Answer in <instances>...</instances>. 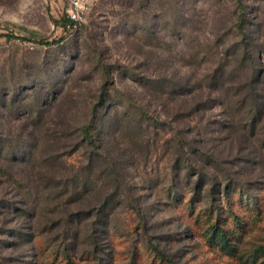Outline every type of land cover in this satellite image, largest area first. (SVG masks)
I'll use <instances>...</instances> for the list:
<instances>
[{"label": "rangeland", "instance_id": "rangeland-1", "mask_svg": "<svg viewBox=\"0 0 264 264\" xmlns=\"http://www.w3.org/2000/svg\"><path fill=\"white\" fill-rule=\"evenodd\" d=\"M69 8L0 0V264H240L209 224L264 243V0Z\"/></svg>", "mask_w": 264, "mask_h": 264}, {"label": "trees", "instance_id": "trees-1", "mask_svg": "<svg viewBox=\"0 0 264 264\" xmlns=\"http://www.w3.org/2000/svg\"><path fill=\"white\" fill-rule=\"evenodd\" d=\"M63 17L64 18H62V21L54 20V25L55 26L60 25L65 35L74 32L75 30H70L69 28L66 27L69 23V20L66 17V15ZM242 19L243 16L241 14L238 17L239 25L242 22ZM7 35L9 37L11 36V34H7ZM40 43H44V40H40ZM243 50L244 48L241 49V51ZM93 115H96V110H93ZM89 129H90V124H85L81 126L80 132H81L82 142H84L85 144H90L94 146V148L98 149L99 147L98 145L96 146V143L94 142V139L91 136ZM209 227L210 229H212L210 233V241L218 244L221 247V249L227 252L229 256L235 257L240 264H264V243L256 245L254 248H252V250L248 251L246 255H243V253L239 252L237 246H233V244H230L227 236L228 230L218 227L216 221L213 222V224H209ZM154 250L160 255H162V252H159V250L156 247H154ZM163 257H167V256H163ZM131 262L134 263L133 260Z\"/></svg>", "mask_w": 264, "mask_h": 264}, {"label": "built area", "instance_id": "built-area-1", "mask_svg": "<svg viewBox=\"0 0 264 264\" xmlns=\"http://www.w3.org/2000/svg\"><path fill=\"white\" fill-rule=\"evenodd\" d=\"M85 0H69V10L66 12V17L69 20L66 26L70 30H75L81 19L83 4Z\"/></svg>", "mask_w": 264, "mask_h": 264}]
</instances>
